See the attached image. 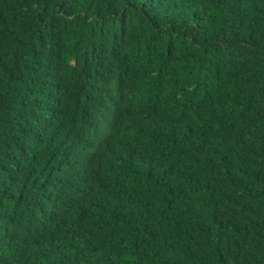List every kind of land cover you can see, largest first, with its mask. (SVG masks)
<instances>
[{
	"label": "trees",
	"instance_id": "1",
	"mask_svg": "<svg viewBox=\"0 0 264 264\" xmlns=\"http://www.w3.org/2000/svg\"><path fill=\"white\" fill-rule=\"evenodd\" d=\"M0 264H264V0H0Z\"/></svg>",
	"mask_w": 264,
	"mask_h": 264
}]
</instances>
